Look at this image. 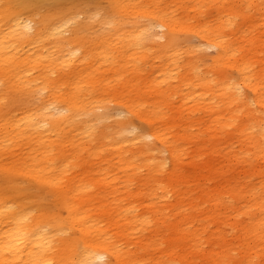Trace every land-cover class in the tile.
Listing matches in <instances>:
<instances>
[{"label": "rangeland", "instance_id": "1", "mask_svg": "<svg viewBox=\"0 0 264 264\" xmlns=\"http://www.w3.org/2000/svg\"><path fill=\"white\" fill-rule=\"evenodd\" d=\"M7 2L0 38L12 50L0 66L14 62L21 87L3 77L0 123L25 122L43 98L77 83L83 113L79 129L65 126L52 141L48 163L75 155L61 184L0 167V195L15 192L31 215L62 221L71 200L61 186L83 183L72 201L90 222L87 238L130 253L128 264H264V0H36L23 20L43 30L41 50L18 44ZM216 33L261 85L241 88L238 107L221 88L240 81L233 60L216 63L219 50L204 39ZM46 73L48 85L31 95L30 81ZM63 97L53 99L55 117L76 111ZM152 127L159 140L147 136ZM30 147L23 138L12 150ZM65 226L51 237L55 252L72 240L85 263L87 238Z\"/></svg>", "mask_w": 264, "mask_h": 264}, {"label": "bare ground", "instance_id": "2", "mask_svg": "<svg viewBox=\"0 0 264 264\" xmlns=\"http://www.w3.org/2000/svg\"><path fill=\"white\" fill-rule=\"evenodd\" d=\"M38 6L39 4L36 0H8L6 4L5 10L7 11L3 13L4 18L15 32V38L21 47L32 46L34 49L41 50V40L44 35L42 34L43 30L37 29L31 32L32 25L30 20H23L24 14L34 13L38 10ZM25 17L29 16L26 15ZM158 25L166 29L169 28L163 22H160ZM54 27L55 24H52L50 30L58 28L57 31L61 32L58 26ZM223 36L224 34L216 33L204 35V39L208 45L219 50L214 59L216 63L221 62L229 66L230 60H233L231 66L236 69L240 81L230 83L227 78H224L221 88L230 104L238 107V101L243 100L240 97L243 96V93L240 91L241 88H245L248 85L256 92L261 85L260 82L255 81L254 77L250 78L246 74V68L243 66L244 62L236 58L238 50L236 49L232 53H229V43ZM3 37L5 36L3 35ZM132 44H134V41ZM11 50L12 48L5 45L2 38H0V61L10 59ZM101 54L103 55V51ZM14 67V62H6L5 66H0V98L3 96V91L7 87L4 86V76L8 78V85L10 87H21V77L14 71ZM42 77L43 79L40 83H36L34 79L30 81L31 95L38 96L44 86L48 85V73ZM59 84L60 82L57 81L55 87H58ZM79 84H75L73 86L74 88L65 97L62 96L63 93H57L58 90L55 89L48 97L43 98L39 102L40 105L34 111L30 109L31 114L28 113L29 116L25 122L20 121L12 124L5 120L0 123V167L4 168V171L12 174L18 173L24 176L30 175L43 183H48L53 186L63 182L62 179L67 176L66 173L72 170L71 166L73 164L71 163V159L74 158V153L65 155L60 165H56L54 162L48 163V160L52 158V141L58 139L59 136H65L60 131L65 126H71L73 121L83 113V105L79 103L78 97V93L81 91ZM55 96L60 99L63 97L69 103V108L73 107L76 111L73 114L68 113L55 117L51 111V105L54 102L53 99ZM195 98H197L196 95L191 97L192 100ZM256 101L262 103L261 99H256ZM52 106L54 107V105ZM56 110H58V113L61 111L60 109ZM47 124H50L51 127L46 129ZM84 124L87 125L86 123ZM74 125L76 127L73 129L80 128L79 124ZM262 130V136H264V124ZM147 136L159 140L161 132L157 127H152ZM23 138L26 142L36 145V147H30L26 150L21 149L20 151L12 150L17 141ZM67 142V138H62L60 143L62 146H66ZM6 151H9V153L7 156H4ZM14 155L18 157L11 159ZM4 158L10 159V161L3 163ZM60 170L64 173L61 178L59 176ZM84 187L85 185L83 183L75 182L61 186L64 192L63 199L71 200L65 204L66 206L62 202L66 211L68 210L67 217L62 219V221L40 214L31 215L24 208L20 195L15 194V192L11 193L2 190L1 193L3 196L0 195V264H63L64 261H70L72 264H82L81 256L77 253L75 243L72 240L64 242L60 250L57 248L58 252H55L51 237L66 228V224H68V227L76 226L86 238L91 235L92 230L89 229L90 222H88L87 216L81 210V207H77L72 201L75 196L82 192ZM222 201L220 199V204ZM14 202H17L19 205L18 210L11 209V205ZM54 221L58 223L56 229H52V223ZM86 240L84 242L86 245L85 263L83 264L88 262V258L90 262L97 258L102 259V264L129 263L128 260L131 254L121 252L116 245L108 247L105 243L90 242L89 238Z\"/></svg>", "mask_w": 264, "mask_h": 264}]
</instances>
